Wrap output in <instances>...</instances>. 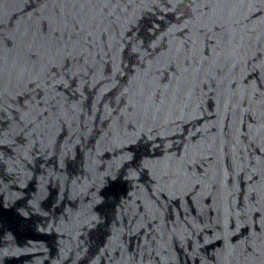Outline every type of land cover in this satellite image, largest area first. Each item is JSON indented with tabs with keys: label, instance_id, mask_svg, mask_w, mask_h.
I'll return each mask as SVG.
<instances>
[{
	"label": "water",
	"instance_id": "obj_1",
	"mask_svg": "<svg viewBox=\"0 0 264 264\" xmlns=\"http://www.w3.org/2000/svg\"><path fill=\"white\" fill-rule=\"evenodd\" d=\"M0 264H264V0H0Z\"/></svg>",
	"mask_w": 264,
	"mask_h": 264
}]
</instances>
